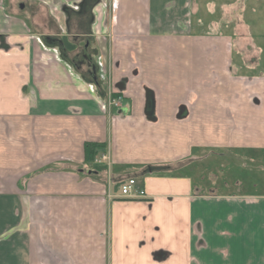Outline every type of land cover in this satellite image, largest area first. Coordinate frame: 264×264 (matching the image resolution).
<instances>
[{
	"label": "crops",
	"instance_id": "1",
	"mask_svg": "<svg viewBox=\"0 0 264 264\" xmlns=\"http://www.w3.org/2000/svg\"><path fill=\"white\" fill-rule=\"evenodd\" d=\"M255 2L0 0V264H264ZM208 147L258 178L193 179Z\"/></svg>",
	"mask_w": 264,
	"mask_h": 264
},
{
	"label": "rangeland",
	"instance_id": "2",
	"mask_svg": "<svg viewBox=\"0 0 264 264\" xmlns=\"http://www.w3.org/2000/svg\"><path fill=\"white\" fill-rule=\"evenodd\" d=\"M256 4L253 6L254 11L251 12L250 6L243 13V21H245L248 25H252L250 28L251 35H253V40L255 42L259 41L260 43H264V6L262 3ZM261 33L263 36L258 37L255 33ZM245 35H240L238 33L232 37L231 43H235L236 39L238 45L241 46L242 40L244 41ZM231 39V37H230ZM234 47V45H232ZM239 92H243V86H238ZM244 93V92H243ZM201 156H207L206 159H202L200 162L191 163L185 166L182 170L185 173L191 174L193 179L199 180V178L203 179V182H206L208 178L210 179V174H214V183L216 182V186L219 188H224L225 190L234 191V190H245L247 188L246 182L248 183L252 179L258 178L259 173L261 172L259 165L255 164V168H252V165L246 166L245 159L242 158V153L238 152V160L234 162L232 159L233 154L235 152L229 151L226 148H205L201 151ZM219 152H223V156H219ZM234 158V157H233ZM236 161V160H235ZM259 171V173L257 172ZM212 180V181H213ZM236 182H241L239 185H236ZM134 189V186H133Z\"/></svg>",
	"mask_w": 264,
	"mask_h": 264
},
{
	"label": "built area",
	"instance_id": "3",
	"mask_svg": "<svg viewBox=\"0 0 264 264\" xmlns=\"http://www.w3.org/2000/svg\"><path fill=\"white\" fill-rule=\"evenodd\" d=\"M121 102V96L117 95L116 98L111 99V103L113 105H119ZM108 159L106 153H102L99 156H96L93 160V163L100 164L105 162ZM133 186H135V181L133 178H129L125 181H122L119 185V189L122 195L130 196L131 194H135L138 196L144 195V190H137L133 189Z\"/></svg>",
	"mask_w": 264,
	"mask_h": 264
},
{
	"label": "trees",
	"instance_id": "4",
	"mask_svg": "<svg viewBox=\"0 0 264 264\" xmlns=\"http://www.w3.org/2000/svg\"><path fill=\"white\" fill-rule=\"evenodd\" d=\"M115 95L114 93L112 96ZM84 152H85V161L88 163H93L94 158L99 153H104L105 150L102 144L94 142H85L84 143Z\"/></svg>",
	"mask_w": 264,
	"mask_h": 264
},
{
	"label": "flooded vegetation",
	"instance_id": "5",
	"mask_svg": "<svg viewBox=\"0 0 264 264\" xmlns=\"http://www.w3.org/2000/svg\"><path fill=\"white\" fill-rule=\"evenodd\" d=\"M81 58H83V60H88L89 61V65H92L91 64V61H90V59L92 60V53L90 52V53H88L87 51H83V53H81ZM92 66H94V65H92Z\"/></svg>",
	"mask_w": 264,
	"mask_h": 264
}]
</instances>
